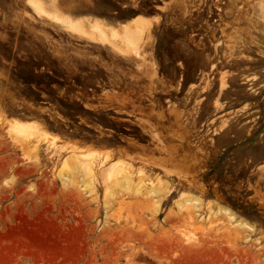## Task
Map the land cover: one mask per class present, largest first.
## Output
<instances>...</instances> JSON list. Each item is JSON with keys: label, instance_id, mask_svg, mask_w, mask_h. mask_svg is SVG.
<instances>
[{"label": "rangeland", "instance_id": "rangeland-1", "mask_svg": "<svg viewBox=\"0 0 264 264\" xmlns=\"http://www.w3.org/2000/svg\"><path fill=\"white\" fill-rule=\"evenodd\" d=\"M0 264H264V0H0Z\"/></svg>", "mask_w": 264, "mask_h": 264}, {"label": "trees", "instance_id": "trees-1", "mask_svg": "<svg viewBox=\"0 0 264 264\" xmlns=\"http://www.w3.org/2000/svg\"><path fill=\"white\" fill-rule=\"evenodd\" d=\"M63 108H64V111H63V109H60V111L62 112V114H63L64 116H68V117H71V116H73V115H76L77 112H79V111H86V109H84V108L82 107V105H79V106H78V111H77L76 109L69 108V107H64V106H63ZM75 112H76V113H75Z\"/></svg>", "mask_w": 264, "mask_h": 264}, {"label": "bare ground", "instance_id": "bare-ground-1", "mask_svg": "<svg viewBox=\"0 0 264 264\" xmlns=\"http://www.w3.org/2000/svg\"><path fill=\"white\" fill-rule=\"evenodd\" d=\"M142 23H143V22H142ZM129 30H131V29L129 28ZM112 32H114V31H112ZM112 32H111V33H112ZM134 32H135V31H134ZM134 32H133V35H134ZM115 33H116V32H115ZM130 33H132V32H129V33H128V30H127V32H126L125 34H129V36H130ZM116 34H117V33H116ZM116 34H114V35L116 36ZM138 34H139V32H138ZM138 34H137V35H138ZM114 35H112V37H113ZM133 35H132V38H131V37L129 38V37L126 35L127 38H129V39H128L129 41L132 39L131 42L134 40V39H133V38H134ZM126 36H125V37H126ZM126 42H127V40H126ZM133 43H134V42H133ZM87 174H89V172H87ZM116 181H117V180H116ZM127 181H128L127 178H125L124 176L121 178V182H122L123 185H125V184L127 183ZM125 232H126V231H125ZM128 232H129V231H128ZM135 234H136V233H135ZM126 235H127V234H126ZM173 235H174V234H173ZM134 236H135V235H134ZM175 238H176V237H175ZM207 239H208V238H207ZM219 239H220V238H219ZM171 240H172V238H171ZM181 240H182V239H181ZM206 241H207V240H206ZM174 242H175V241H174ZM175 243H176V242H175ZM184 243H185V242H184ZM200 243H201V241H200ZM176 244H177V243H176ZM214 244H215V243H214ZM202 245H203V244H202ZM212 245H213V244H212Z\"/></svg>", "mask_w": 264, "mask_h": 264}]
</instances>
